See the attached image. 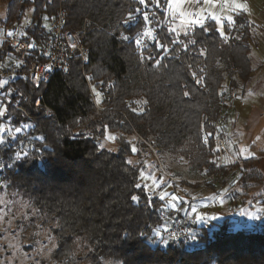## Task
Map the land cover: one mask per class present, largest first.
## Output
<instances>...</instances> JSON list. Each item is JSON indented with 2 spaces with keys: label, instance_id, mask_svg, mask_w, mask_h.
<instances>
[{
  "label": "trees",
  "instance_id": "16d2710c",
  "mask_svg": "<svg viewBox=\"0 0 264 264\" xmlns=\"http://www.w3.org/2000/svg\"><path fill=\"white\" fill-rule=\"evenodd\" d=\"M5 1L10 2L5 24L20 23L28 9L32 18L15 38L29 44L26 60L1 39L0 65L12 74L0 77V104L6 108L0 116L5 141L0 176L44 218L57 242L54 259L77 264L75 246L81 239L91 264H264V217L251 218L254 205L264 203L243 197L249 183L264 184L256 165L261 159L227 158L221 188L227 189V208L198 223L187 217L198 205L189 193L183 191L177 208L167 209L166 201L149 191L134 160L141 153L131 151L129 140L138 137L144 150L154 145L164 161L184 158L199 177L216 172L224 98L245 90L260 69L247 15L239 13L233 25L225 24V35L211 19L204 28L176 33L167 23L168 0H158L159 7L153 0ZM60 6L88 57L83 62L73 56L67 73L36 88L31 63L44 61L40 52ZM6 121L20 129L15 136L2 133ZM111 132L118 134L113 146L102 147ZM238 182L243 192L234 189ZM172 188L176 194L180 189L175 183ZM178 222L185 229L173 239Z\"/></svg>",
  "mask_w": 264,
  "mask_h": 264
},
{
  "label": "rangeland",
  "instance_id": "374dc122",
  "mask_svg": "<svg viewBox=\"0 0 264 264\" xmlns=\"http://www.w3.org/2000/svg\"><path fill=\"white\" fill-rule=\"evenodd\" d=\"M238 2L245 4L244 11L232 12L223 0H214L211 6L202 2L200 4L189 3L187 0H179V2L168 0L167 5V23L169 28L175 30L176 33H184L188 28L200 26L198 23H191L194 19L199 20L200 15L205 17L204 22L212 16L219 17V22L215 21L216 28L223 35H225V24L233 25L234 17L239 13H245L254 27L255 43L252 56L255 63L260 65V69L255 74L254 81L245 90L236 91L230 99L224 98L223 105L226 115L224 112L220 118L224 125V136L221 134L218 138L223 140L227 153L221 156L217 139L216 149L219 156L216 172L211 177H199L190 169L184 158L172 162L166 157L165 162L159 149L154 145L148 144L146 145L147 150H144L138 146V141H140L138 137H129V140L133 141L132 147L137 149L136 153L138 151L141 153H138L134 160L142 167L141 179L149 191L155 196L164 193L167 209L177 208L178 196L184 197V192L189 193L190 198L198 205L190 208L187 217L200 219L198 223H202V218L209 219L212 213L218 214L227 208L223 199L227 189L223 188L224 190L221 191L222 186L225 185L222 166L227 158L232 161L261 159L257 160L256 165L264 176V0H238ZM9 7L10 2L0 0V36L8 35L7 37L19 38L23 35V27L30 24L32 10L26 11L20 23L10 26L8 23L5 24ZM229 16L232 17V21H229ZM8 76L10 77V74L7 75L5 71H0V77L8 78ZM94 99L99 106L101 97L98 93ZM0 107H2L1 104ZM1 127L2 133H10L11 136L17 133L9 121L4 122ZM117 135L112 132L107 133L102 139V147H112ZM3 162L4 165L7 164L6 161ZM229 173H234V171L231 169ZM174 183L180 188L177 194L173 192ZM234 189L240 192L245 190L239 182ZM248 189V193L243 196L244 200L247 199L249 203L257 198L262 199L264 203V184L261 181L249 183ZM219 190L220 195L216 197V192ZM188 210L187 208L186 211ZM164 215L167 214L164 213ZM261 217H264V206L256 204L251 212V218ZM43 221L44 218L38 214L29 198L18 189H10L8 183L0 176V264H66L54 259L53 254L57 248V242L51 229L42 223ZM177 224L179 226L172 231V237L178 236L180 231L185 229L180 222ZM75 247L77 258H79L77 264H91L85 260L86 250L81 239H77ZM102 264L120 263L104 260Z\"/></svg>",
  "mask_w": 264,
  "mask_h": 264
},
{
  "label": "built area",
  "instance_id": "2783aa9c",
  "mask_svg": "<svg viewBox=\"0 0 264 264\" xmlns=\"http://www.w3.org/2000/svg\"><path fill=\"white\" fill-rule=\"evenodd\" d=\"M64 0H60L62 3ZM68 15L62 6L53 15L49 24V39L40 54L44 57V61H35L31 63L30 79L36 88L47 85L57 73H67L70 69V58L78 56L83 62L87 60L88 51L84 47L79 32H75L67 27ZM3 41L18 51H21L22 60H26V54L29 50V44L25 41L12 37H2ZM76 47L73 48L72 45ZM49 69H51L49 71ZM0 71H5L7 75H11V70H6L0 65ZM40 100L37 101V104ZM218 149L223 157L227 153L224 142L221 138L217 140ZM231 156V155H230ZM233 159V157L231 156Z\"/></svg>",
  "mask_w": 264,
  "mask_h": 264
},
{
  "label": "snow or ice",
  "instance_id": "6c2138e0",
  "mask_svg": "<svg viewBox=\"0 0 264 264\" xmlns=\"http://www.w3.org/2000/svg\"><path fill=\"white\" fill-rule=\"evenodd\" d=\"M177 2H179V0H177ZM187 2L194 3V4H200L202 2L203 4H207V5L211 6L214 3V0H187ZM139 3L140 4H145V0H139ZM153 3L156 4L157 7L160 6L159 3H158V0H153ZM223 3L229 5V7L231 8L232 12H241V11H244V8H245V4L238 2V0H223ZM137 11H139V9H137ZM128 19L132 20L133 16L130 15ZM144 19L145 20L148 19L147 13H144ZM228 19H229V21H232V17L231 16H229ZM204 20H205V17L203 15H200L199 20L194 19L191 23H193V24H197L198 23V24H200L201 28H204L205 27ZM211 20L219 22L220 18L216 17V16H212ZM125 22L127 23V21H125ZM212 27H215V25H212ZM173 31H175V30H173ZM124 39L127 40L128 37L125 36ZM194 43H195V41H193V44ZM72 47L75 48L76 45L73 44ZM50 70L51 69H49V71ZM185 95H187V93H185ZM5 111H6V108L4 106L0 107V116H3ZM16 131L19 132L20 129L16 128ZM3 143H5V141L3 139H0V144H3ZM43 147L47 148L48 145L44 144ZM131 151L133 153H136L137 149L135 147H132ZM27 156H28V153H24V157H27ZM19 159H21V156L19 154H17L16 155V160H19ZM127 163L129 165H132V161L131 160H128ZM9 167H11V164L9 165ZM135 187L139 189V188H141V185L140 184H136ZM156 198H158L161 201H164L166 197H165L164 193H160ZM131 199L133 201H139L140 197L137 196V195H132ZM156 234L160 235V230L158 228L156 229ZM173 239H175V237H173Z\"/></svg>",
  "mask_w": 264,
  "mask_h": 264
}]
</instances>
